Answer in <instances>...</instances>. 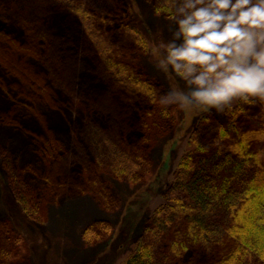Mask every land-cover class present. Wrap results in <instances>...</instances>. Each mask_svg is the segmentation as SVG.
I'll list each match as a JSON object with an SVG mask.
<instances>
[{"label":"trees","instance_id":"obj_1","mask_svg":"<svg viewBox=\"0 0 264 264\" xmlns=\"http://www.w3.org/2000/svg\"><path fill=\"white\" fill-rule=\"evenodd\" d=\"M54 1L0 0V162L33 214L41 185L57 197L69 190L57 178L76 150L83 165L90 159L77 192L113 212L118 197L101 175L147 181L152 131L175 124L176 108L135 63L148 42L124 0ZM145 2L171 19L163 0ZM222 112L224 122L200 115L126 264H264V101ZM111 232L94 221L82 235L96 244ZM18 241L0 216V264H11Z\"/></svg>","mask_w":264,"mask_h":264},{"label":"rangeland","instance_id":"obj_2","mask_svg":"<svg viewBox=\"0 0 264 264\" xmlns=\"http://www.w3.org/2000/svg\"><path fill=\"white\" fill-rule=\"evenodd\" d=\"M124 1L130 9L127 22L139 29L148 42V52L135 63L150 79L161 85L163 95L175 90L187 91L188 85L182 74L170 78L157 66L158 50H162L172 38L173 21L155 15L151 5L145 0ZM52 2L55 6L56 2ZM47 64L52 66L54 62ZM37 70L39 67L34 66L33 71ZM9 89L13 97H20L19 91L12 86ZM174 109L175 124H164L165 133L162 134L157 130L152 131L149 150L151 169L147 181L130 184L108 174L101 175L118 197L119 204L113 212L102 207L89 192H77L76 182L79 179L85 180V168L90 159L83 165L79 162L82 159L75 156L76 150L70 151L71 159L65 166L62 165L61 175L57 178L58 182L67 181L69 190L57 197L41 185L37 191V210L33 214L22 209L0 162V216L9 222L11 230L19 239L11 264H126L142 226L150 215V208L171 184L174 163L188 149L187 137L197 125L200 115L211 112L214 118L224 122L222 110L182 108L178 104ZM10 114L13 116L15 112L11 111ZM33 143L40 144L39 141ZM78 148L82 150V146ZM88 154L90 155V149ZM106 156L104 153L102 162L106 160ZM73 162L82 164L70 171ZM72 191H75L74 195L70 194L72 196L61 200L62 196ZM94 221L109 222L112 232L102 242L88 244L82 233Z\"/></svg>","mask_w":264,"mask_h":264},{"label":"clouds","instance_id":"obj_3","mask_svg":"<svg viewBox=\"0 0 264 264\" xmlns=\"http://www.w3.org/2000/svg\"><path fill=\"white\" fill-rule=\"evenodd\" d=\"M174 23L157 66L182 74L188 90L164 106L221 111L236 101H264V0H163Z\"/></svg>","mask_w":264,"mask_h":264}]
</instances>
